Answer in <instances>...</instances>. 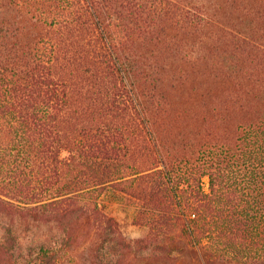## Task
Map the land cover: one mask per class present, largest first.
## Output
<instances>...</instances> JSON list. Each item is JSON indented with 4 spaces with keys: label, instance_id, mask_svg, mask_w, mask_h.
I'll return each mask as SVG.
<instances>
[{
    "label": "trees",
    "instance_id": "1",
    "mask_svg": "<svg viewBox=\"0 0 264 264\" xmlns=\"http://www.w3.org/2000/svg\"><path fill=\"white\" fill-rule=\"evenodd\" d=\"M3 214L61 236L0 264H264V0H0Z\"/></svg>",
    "mask_w": 264,
    "mask_h": 264
},
{
    "label": "rangeland",
    "instance_id": "2",
    "mask_svg": "<svg viewBox=\"0 0 264 264\" xmlns=\"http://www.w3.org/2000/svg\"><path fill=\"white\" fill-rule=\"evenodd\" d=\"M99 201L103 209L119 221L126 235L139 237L145 232L144 227L133 223L137 208L135 202L129 200L122 193L108 188L100 196ZM7 227L12 228V233L17 238V245L23 250L43 242L52 243L61 236V231L54 222L3 214L0 218V240L4 237Z\"/></svg>",
    "mask_w": 264,
    "mask_h": 264
}]
</instances>
